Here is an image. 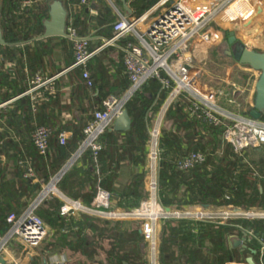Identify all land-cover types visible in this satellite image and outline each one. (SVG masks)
<instances>
[{"label": "crops", "instance_id": "crops-1", "mask_svg": "<svg viewBox=\"0 0 264 264\" xmlns=\"http://www.w3.org/2000/svg\"><path fill=\"white\" fill-rule=\"evenodd\" d=\"M26 1H24L23 4ZM130 1L131 0H87L85 4H81L80 0L73 4H69L67 0L30 1V3L24 5L26 7H36L33 11L43 8L44 6L47 9V15L42 19V32L39 35L35 34L32 38L25 41L10 45H0V165L5 170L6 180L15 181L18 192L22 190L24 195L32 199L30 204L48 185H50L55 175L63 168L62 167L55 175L49 178L47 182H44L43 178L36 175L34 176L33 174L31 183L39 184V190L30 191L31 189L26 190L18 187L17 181H19L20 170L26 168L27 164L32 163L35 158V155H32L31 147V135L34 130L38 126L44 125L51 129V133H66L67 139H69L71 137V129L75 123L81 122L85 124L87 121L91 120L92 113H90V109H97L102 101H100L98 90L95 89L94 86L91 88L86 87L80 76L73 74V69H69L73 57L71 43L66 37L67 29L69 26L75 24L78 33L87 38L89 49L95 51L105 39H108L103 35L106 25L99 24V21L103 20V15H101L103 11L101 9L102 4L109 7L110 16L113 17L114 21H117L121 17H135ZM56 3L59 4L66 13L64 36L41 38L44 31V22L50 20L51 11ZM150 8L143 12V14L148 12ZM160 12L161 10H155L148 13V18L139 25L138 30L141 34H144L148 30L149 25L156 19ZM225 14L233 19L237 16L244 18V14L249 15L247 6L242 1L232 2ZM234 34L247 48L264 51L258 46H251L249 44V40L251 39L246 33L245 35ZM127 41L134 40L132 37H125L114 45L101 48L94 53L88 62L87 69L93 83L97 81L100 83L101 80H103L107 85L106 90L109 92L108 95L120 96V94H123L120 87L125 76L122 61V47ZM226 52L225 55L233 61L238 72L245 75L241 77L240 74H238L237 81L233 84V88L229 89V93L239 103L241 112L249 114L255 105V84L259 73L247 65H241L235 62ZM30 89H32V91L29 92ZM173 102H175L174 106L176 107L175 109L173 108L172 115H168L166 118H164L163 115L161 120V139L164 140V144L166 139H169L166 143L167 145L169 141L172 140L170 137H166L167 132L168 135H172L175 140L172 144L170 142L173 149L169 147L170 149H168L166 157L161 159L160 180L159 172L157 177L158 199L166 209L172 212H204L211 214L225 212L227 210H224V206L222 207L213 201H198L201 197H207L209 199L214 198V196L212 197L213 192L210 191V185H208L210 179L206 177L212 175L211 166L214 164V161L207 159L198 163L199 161L193 162L191 160L192 162L187 168H183L180 165L182 161L186 159L180 158V155H182L185 150L191 151V149H193L192 147L195 145V143H192V140L188 142L191 138L187 137V135H191L195 132V130H193L195 127L192 126L194 124L193 121L195 122L197 113L191 111L190 99L186 93L178 94ZM179 108L182 109L176 110ZM154 118H156V116L150 120L151 123ZM205 122L204 120L203 123L205 125H209L208 122ZM166 128H168V131ZM260 148L257 149L259 150ZM146 151L148 153V147ZM74 155L75 154H73L65 164L72 159ZM75 161H77V157L72 164ZM147 164L148 160L146 155L145 168ZM221 165L223 166V163H221ZM77 166H81V163L77 162ZM140 170L141 166H133L126 162H122L115 171H110V187H123L131 177V174L133 172H139ZM200 174L203 175V180H201L202 177H199ZM197 178H199V181ZM149 180V174L147 172L145 178L146 196L141 200L140 205L148 196ZM58 181L55 183L58 192L64 197L72 199L57 186ZM87 190H89L88 182L81 189V192ZM53 193L54 197L60 201L62 200L58 198L56 192ZM259 193H264V186H259ZM45 201V204L42 205L48 206L47 199ZM77 201L80 200L77 199ZM81 203L86 206L90 205L83 202ZM112 204L111 208L115 210L128 211L113 207ZM236 208L238 209V207L234 209ZM247 209V211L264 212V208L256 206L248 207ZM81 214L78 213L69 216L79 219ZM127 225L132 227L130 224ZM47 236L48 242H52L54 246L44 251L50 255L47 261L44 260L43 263L63 264L68 262L70 252L65 247V241H72V239H62L59 234H54L48 226ZM243 237L244 235L241 237L228 235V247L237 248L239 252H243L244 249L241 246H232L233 240ZM51 249L55 250L51 252ZM149 253L147 258L145 255L147 264H157L156 257L153 258ZM187 255V253L183 254L181 261H184ZM248 256L251 255H247L242 262H225L224 264H242L246 262L245 260ZM213 257L218 258L216 254L213 255ZM5 262L6 260L4 263ZM215 264L218 263L216 262Z\"/></svg>", "mask_w": 264, "mask_h": 264}, {"label": "trees", "instance_id": "trees-1", "mask_svg": "<svg viewBox=\"0 0 264 264\" xmlns=\"http://www.w3.org/2000/svg\"><path fill=\"white\" fill-rule=\"evenodd\" d=\"M24 1L26 0H0L2 41L0 45L25 41L42 32V19L47 15L46 7L33 11L36 7H26L23 4ZM67 2L73 4L78 0H67ZM154 3L155 0H131L133 15L140 16ZM101 9L103 10L101 13L103 20L99 21V24L106 25L103 35L109 38L113 34L115 21L110 16V9L107 5L102 4ZM73 25L76 28L75 24ZM72 73L81 78L80 68L73 69ZM125 76L120 85L122 93L129 87V81ZM93 86L98 90L100 101L108 95L107 85L103 80L100 83L98 81L93 83ZM169 91L170 89L163 88L156 78L148 79L125 104L124 108L131 120L130 129L127 131L107 129L99 139L101 149L96 157L89 149L81 152L77 161L71 164L61 176L57 186L70 198L78 199L85 204L91 203L97 188H100L110 194L113 207L124 210L138 208L141 200L146 196L145 160L149 139L148 123L161 109ZM95 110L90 109V113H92L90 119H92ZM169 113L171 116L172 110ZM89 121L85 124L76 122L71 129V137L64 144L59 143V134L51 133L45 154H39L31 140L32 155H35V158L32 163L27 164L26 168L20 170L18 187L26 190L31 189L30 191L39 190V184L31 183L33 176H25V174L32 172L34 176L41 177L44 182H47L77 152L83 138L82 128ZM168 140L166 139L164 144V140L160 137L161 148L165 149L162 154L163 159L171 146L170 142L171 144L173 142L171 140L167 145ZM77 162H80L81 166H77ZM122 162L141 166V170L133 172L123 187H110V171H115ZM161 164L160 162L159 180ZM222 172L221 181L218 179L214 181L213 177L211 179L206 176L207 179H210L208 185H210V191L213 192L212 197L214 196V198L201 197L199 202L213 201L221 205L222 201L230 200L227 194L229 191L228 174L226 172L224 177V170ZM202 176V174L199 175L200 178ZM260 176L264 177V172H260ZM197 179L199 181V178ZM203 179L204 177L201 180ZM87 182L89 190L81 192ZM252 185L243 207L264 208V193H259V186L263 187L264 181L255 180ZM225 196H228V199H225ZM31 200L24 195L22 190L18 192L15 181L6 180L5 170L0 165V234L5 233L8 229L7 215L9 213L19 214L30 204ZM44 202L42 204H45ZM47 203L48 206L40 205L38 207L37 214L54 234H59L64 240L72 239V241H65V247L69 250L70 255L68 262L63 264H147L146 243L139 224L130 227L123 221L104 220L85 214H81L79 219L73 216L65 217L59 214L60 200L51 197ZM244 231H251L264 240V219L233 218L219 221L169 218L160 220L157 227L156 263L215 264L217 262L224 264L225 262L244 261L247 255H251L254 264H261L259 246L254 238L245 237L246 248L243 252H239L237 248L228 247L227 236L241 237L244 235ZM47 245H49L48 248L54 246L52 242H48ZM185 253L188 255L184 261H181V257ZM215 254L218 258L213 257ZM262 263L264 264V256ZM31 264L39 263L33 259ZM40 264L43 262L41 261Z\"/></svg>", "mask_w": 264, "mask_h": 264}, {"label": "built area", "instance_id": "built-area-1", "mask_svg": "<svg viewBox=\"0 0 264 264\" xmlns=\"http://www.w3.org/2000/svg\"><path fill=\"white\" fill-rule=\"evenodd\" d=\"M87 0H80L85 4ZM234 1H242L251 15L258 4L264 0H155L150 10L138 17H121L113 25V34L105 39L95 51L89 49L88 40L80 35L72 25L68 27L66 37L71 43L72 63L69 69H81V78L86 87L93 86V81L87 69L89 60L101 48L114 45L125 37H132L134 41H127L122 47V61L124 73L129 81V87L120 96L108 95L100 103V107L93 112L92 119L83 127L80 146L76 157L86 149L92 151L96 157L101 149L99 139L101 135L111 128L114 120L125 109L128 99L140 89L150 78H156L165 89H170L156 118L148 123V164L146 170L149 174L148 198L141 205L128 211L111 208L110 194L98 188L90 205H83L80 201L72 200L61 195L55 183L52 189L35 199L19 214L9 213L6 217L8 229L0 234V258L4 261L14 249V244L22 250L36 249L47 237V226L37 214L38 207L45 201L50 192H56L61 205L59 214L69 216L74 214L98 215L111 220H141V233L147 243L150 254L156 257L157 227L160 220L169 218H188L194 220L225 221L233 217L243 216L246 219H264V212L249 210L240 212L230 210L219 214L204 212L178 213L166 209L158 199V171L163 149L160 145L161 120L174 98L181 93L188 94L190 107L193 113L200 115L210 125L220 127L224 141L235 153L243 150L257 149L264 146V112L259 118L244 114L239 109V103L230 95L226 88H202L201 75L190 55L195 41L208 42L213 38L212 23L217 16L225 13ZM26 1L24 4H28ZM161 10L160 14L141 34L139 25L148 18V13ZM34 89V88H32ZM32 89L29 90L32 91ZM51 129L47 126H38L31 135V140L39 154H45L48 149ZM67 140L66 133L58 135L60 144ZM199 161L198 156H190L180 164L183 168L190 166L192 161ZM187 164V165H186ZM25 176H33L28 172ZM256 181L264 177L256 174ZM48 185V186H50ZM47 186V187H48ZM228 199V196H225ZM244 236L255 239L259 246L260 263L264 256V240L251 231H244ZM57 264V263H56ZM242 264H248L243 262Z\"/></svg>", "mask_w": 264, "mask_h": 264}, {"label": "rangeland", "instance_id": "rangeland-1", "mask_svg": "<svg viewBox=\"0 0 264 264\" xmlns=\"http://www.w3.org/2000/svg\"><path fill=\"white\" fill-rule=\"evenodd\" d=\"M225 13L217 16L212 23V40L208 42H202L199 40L195 41L190 51V55L194 60L195 66L201 75L200 84L205 90L212 88L231 89L233 88V84L237 81L238 74H240L241 77L245 76L244 74L238 72L236 66L233 64V61L225 55V52L228 50L227 38L229 32L232 31L240 35H245L246 33V35L251 39L249 40V44L251 46L255 45L264 50V2L258 4L255 7V11L251 15L244 14L243 16L244 18L247 17L246 19L240 16L233 19ZM174 103L175 102H172L167 108L164 113V118H166L168 114L170 116L169 112L175 109L176 106H174ZM203 122V118L200 115H197L192 126L195 127V129H193L195 132L193 131L194 133L187 135V137L191 138L189 140L187 139L188 142H191L192 140V143H195V145L192 147L193 149H191V151L185 150V152L180 155V158H188L191 155H197L199 160L198 163L207 159L213 160L214 164L211 166L213 172L210 178L212 179L213 177L214 181H216V179L221 181V175L223 174L222 170H224V177L227 172V180H229V191L227 194L229 195L230 200L222 201L223 204L220 206H224V210L227 211L238 207V209L236 208L234 210L246 212L248 209L243 207V205L251 192L256 174L264 172V146L259 150L247 148L241 153H235L224 141L221 128H216L217 126L210 125L209 123V125H205ZM166 129L168 131V128ZM166 137H170L173 141L175 140L172 135H168V132ZM171 149L173 148L171 147ZM221 163H223V166ZM53 194V192H50L44 199L49 201V198L54 197ZM85 215L98 217L104 220H111L98 215ZM233 218L243 219L244 217L237 216ZM112 221H123L130 224L132 227L136 224L141 226V220L134 218ZM47 243L48 236L36 249L26 251L22 250L19 245L14 244V249H12L4 264H31L33 259L39 264L41 261H47V258L50 255L49 253L47 254L44 252L49 249V245H47ZM52 250L55 249H51L50 251L53 252ZM145 251L147 258L149 253L147 243Z\"/></svg>", "mask_w": 264, "mask_h": 264}, {"label": "water", "instance_id": "water-1", "mask_svg": "<svg viewBox=\"0 0 264 264\" xmlns=\"http://www.w3.org/2000/svg\"><path fill=\"white\" fill-rule=\"evenodd\" d=\"M66 13L65 10L61 8L59 4H54L53 10L50 14V20L44 22V31L41 38L51 37V36H64ZM227 43L229 46L228 51L226 52L235 62L241 65H247L250 68L256 70L259 73L255 84V102L254 108L250 112V115L253 118H259L260 115L264 112V51H257L254 49L247 48L241 41H239L234 32L228 33ZM0 44L1 41V29H0ZM131 120L130 117L124 109L122 113L114 120L111 129L115 131H127L130 129ZM76 154L70 159L63 168L55 175V179L60 178L64 172L69 168ZM51 182V183H52ZM50 183V184H51ZM43 191L36 198L37 200L42 196ZM245 236L241 239H235L232 241V246L237 247L241 246L243 249L246 248V245L243 244ZM251 252H254L251 250ZM248 264H254L251 256H248L245 260ZM4 260L0 258V264H3Z\"/></svg>", "mask_w": 264, "mask_h": 264}, {"label": "bare ground", "instance_id": "bare-ground-1", "mask_svg": "<svg viewBox=\"0 0 264 264\" xmlns=\"http://www.w3.org/2000/svg\"><path fill=\"white\" fill-rule=\"evenodd\" d=\"M52 185L46 187V189L43 191L42 195L46 194L47 192H49L52 189Z\"/></svg>", "mask_w": 264, "mask_h": 264}]
</instances>
